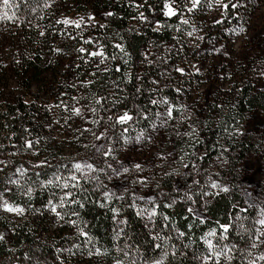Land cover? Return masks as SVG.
<instances>
[{
    "label": "snow or ice",
    "instance_id": "obj_1",
    "mask_svg": "<svg viewBox=\"0 0 264 264\" xmlns=\"http://www.w3.org/2000/svg\"><path fill=\"white\" fill-rule=\"evenodd\" d=\"M251 2L252 0H227V3H224L223 0H215L221 12L220 18L212 23L226 27V22L231 23L235 18L238 26L231 29L232 33L237 36L247 34L249 21L245 20L242 12H246ZM145 4H148V0H143V3L138 5L134 4L133 0L135 7H143ZM21 6L17 0H0V19L15 20L17 13L12 10H18ZM43 7H50L47 0ZM211 7L212 0H160L157 5L148 4L147 11L151 13V19L144 16L143 12L139 13V19L142 23H148L152 31L156 32L162 27H172L173 25L168 24L172 17H178L183 25H190L193 15ZM32 11L35 12V9ZM106 15L114 16V13L107 12ZM94 20L95 17L91 15L87 17L89 23ZM55 23L64 25L66 29H80L76 33L80 37L78 43L92 45L91 50L87 51L83 46L74 49L78 53L77 59L84 63L91 61L95 64L96 70L90 73L92 76H97L99 72L109 71L107 62L110 59L115 60L116 56L106 51L105 45L94 43L90 36L83 38L82 25L88 27L85 25L84 18L70 20L65 17L57 19ZM98 27H104V25ZM195 30L194 28L193 31ZM177 31L180 29L178 28ZM40 35H44V32H40ZM188 35L191 36L192 32ZM198 39L203 41L204 38L201 36ZM112 47L123 53L124 57H128L124 60V65H127L131 60V55L125 49L124 44L115 43ZM53 51L59 53L60 49L56 48ZM213 51L220 52V49L214 47ZM85 53L86 55H83ZM146 62L151 63L148 61V56L144 55L140 63L143 65ZM175 70L182 74L184 71L182 68ZM113 71L120 72V67H116ZM196 71L199 72V69L197 68ZM141 81V75L134 73L125 83V87L129 83L132 84L134 93L131 99L133 101L139 100L140 96L147 92L146 103H134L132 108H129L128 95L124 92V88H120L122 99L115 98V92L111 90L107 94L100 93L93 97L99 110L111 113L101 119L87 118L88 113H91L93 117L96 116L98 112L96 106L77 107L75 104L71 106L72 114L79 116L85 124H101V120L104 121L101 124L104 130L98 134L92 133L95 142L85 145V148L89 149L86 157H72L67 161H57L54 166L50 161L44 160L31 165V174L27 166H21L12 169L11 175L5 172V168L8 167L7 163L0 159V165H3L0 167V173L4 174L3 179H0V210L22 216L26 212V207L16 202L17 195L27 197L30 202L34 194L46 193L43 211L54 216V222H62L64 226L73 230L72 235L65 238L73 241L72 246L67 249L61 246L56 249L57 252L71 253L73 247L79 250L80 245L74 241L82 239L89 257L98 258L108 254L109 249L105 248L101 241L97 240L88 230L89 225L83 213L89 204L105 209L110 214L109 218L113 225L111 236L113 247L117 253L123 255L127 264H165V258L170 255L169 247L172 257L177 254L178 249L174 243L176 240L180 241L182 248L188 249L192 240L193 224L188 223L187 232L171 228L170 215H163L160 209L173 208L179 199L182 204L180 214L183 219L204 225L212 221L209 215V202L205 198L229 193L230 189L212 179L211 176L205 178L203 184L194 178L191 184L187 183L185 177H191L192 171L196 170V164H192L189 168V165L184 163L183 167L188 169L186 172L164 171L165 176L169 178L176 176L177 180L175 187L168 193L162 194L160 200L152 198L155 193L146 197L129 192L127 187L129 182L132 184L147 183V179H132L133 173L143 172L146 163H151L153 167L164 170L165 165L182 162V156L177 160V140L183 142L184 137L191 140L196 133L192 124L184 125L183 123L189 118L186 116V109L176 108L174 102H170L166 96H161L159 99L153 98L151 93L155 89L143 88ZM92 83V80L81 81L80 86L86 87ZM113 83L115 84L116 81ZM150 83L156 85L157 81L152 80ZM179 91L177 89V92ZM71 100L79 103L75 96L71 97ZM118 103L121 106H118ZM65 110H69L67 104H65ZM174 111L180 112L178 118L174 116ZM137 125H142V127L137 128ZM181 127L183 131L180 130ZM169 130H171V136L168 135ZM84 131H91V129L85 128ZM167 145H171V151L166 150ZM22 147L33 149L35 145L25 140ZM145 148H147V154L144 151ZM128 153H139L144 159L139 162L134 161L129 158ZM193 155L196 154L193 153ZM45 169H52L51 174L44 172ZM101 175L106 176L112 182L111 187L101 180ZM88 185L92 187L89 188ZM193 185L196 187L193 188ZM119 186L124 187L123 193L118 194L117 191H113ZM93 195H97V198L93 199ZM246 197L243 205L239 202L232 203L231 208L234 212L229 213L224 222L219 219L215 220V227H210L203 233L199 239L204 250L193 251L192 260L198 264H221V259L225 261V264H232L233 260L240 261V264H257L258 261H264V200H258L251 192H246ZM125 208L132 210L135 216L143 221L146 232L143 234L142 241L140 238L129 235L127 230L129 220L125 215ZM249 210L255 211L252 213ZM162 232H164L163 235ZM233 232L237 237L235 242L232 239ZM185 238L190 241L189 244L183 242ZM10 239V232L7 236L5 232H0V243H9ZM121 240H123L122 247L119 245ZM129 240H133L134 243L130 244ZM179 254L186 255L183 251ZM28 258L25 257V259ZM114 259L115 264H125V260L115 257Z\"/></svg>",
    "mask_w": 264,
    "mask_h": 264
},
{
    "label": "rangeland",
    "instance_id": "obj_2",
    "mask_svg": "<svg viewBox=\"0 0 264 264\" xmlns=\"http://www.w3.org/2000/svg\"><path fill=\"white\" fill-rule=\"evenodd\" d=\"M73 0H47L50 5L44 8L45 0H17L22 7L18 10L13 9L17 13L15 20L0 19V64L8 67L9 74L12 75L13 67L17 64L25 65L32 61L35 55L42 59V82L36 85L30 92L25 87L18 85L11 80L7 88L4 90L9 101L16 96H23L29 109L34 111L39 117L38 122L43 124V137L45 143L39 144L35 140L30 139L35 147L33 149L15 148L8 156L1 157L8 167L5 172L12 174L15 167L27 166L29 174L31 173V165L48 160L54 166L57 161H67L72 157H86L89 149L85 145H91L95 142L93 132L99 133L104 129L101 124H85L79 116H75L70 111L73 104L77 107L82 105L96 106L92 98L83 93L71 95L70 89L72 85H76L77 73L76 66L81 60L77 59L78 53L74 50V43H70L69 47L65 44L68 37L77 36L76 33L80 29L65 28L64 25H56L55 21L61 18L70 20H80L84 18L85 25L83 28V38H93L94 43L101 44L96 40L95 31L99 25H107V12H97L89 8L87 11L79 10V7L72 2ZM227 3V0H223ZM142 2L134 0V4L138 5ZM40 5L35 8V5ZM133 5V0H132ZM138 16L130 23L133 31H142L150 25L142 23L139 19V13L144 12L145 8L133 6ZM35 9V12L32 11ZM41 8V9H40ZM42 10V11H41ZM221 9H219L212 0V7L206 8L203 12H197L192 16L190 25H183L182 37H175V42L168 45L156 46L150 44L143 50V56H148L151 63L140 64L139 74L142 80L147 81L148 89H155L151 93L153 98L159 99L166 96L170 102H174L176 108L186 109V119L184 125L192 124L199 132L204 121L207 118L208 111L211 106L220 102L219 107H223L231 99H234L237 91L245 86H253L258 91H264V0H252L246 12H242L246 21H249L247 34L234 35L231 29L220 28V35L214 44H210L212 38L217 32V26L212 22L220 18ZM91 15L95 20L91 23L87 21V17ZM191 15V14H187ZM147 17V16H146ZM237 27V26H236ZM196 29L193 31V29ZM162 29V28H161ZM159 29L158 31H160ZM38 31L40 38H34L33 34ZM44 32V35H40ZM192 32L189 36L188 33ZM74 35V36H72ZM203 37V41L198 37ZM64 47L65 50H62ZM86 51L91 50L92 45L83 46ZM88 47V48H87ZM219 48L220 52L213 51V48ZM60 49L57 53L53 49ZM83 55H86L83 54ZM91 63V61H89ZM109 68V61L107 62ZM93 69L95 64L91 63ZM195 66V67H193ZM89 67V66H87ZM176 68H182L183 74L177 72ZM199 69V72L196 69ZM156 80L157 84L152 85L150 82ZM62 89L64 92L59 93ZM115 88V96H119ZM177 89L180 91L177 92ZM77 97L79 103L71 100V97ZM62 101L64 103H62ZM65 104L69 106V110H65ZM95 117L91 113L87 114L88 119H101L107 114L103 110H99ZM83 110V109H82ZM155 111V109H153ZM0 113H6L5 108H0ZM33 113V112H32ZM180 112L174 111V116L179 117ZM174 123V121H173ZM142 125H137V128ZM2 135L3 139L11 137L8 122L3 123ZM85 128L91 131H84ZM183 131V127L180 129ZM242 140L253 138L259 141V152L252 154L237 168V180L239 188L245 199L246 192H251L258 200H264V113L253 112L245 117V120L237 129ZM171 130L168 135L171 136ZM135 135V133H132ZM195 135V134H194ZM167 151H171V145L165 146ZM147 154V148L144 149ZM2 153H0L1 155ZM129 158L134 161L144 159L139 153H128ZM177 160H179L177 156ZM225 160L216 159L209 170L212 179L216 180L224 186H229L230 181L225 180ZM180 163L173 162L171 165H165V169L153 167L151 163H146L141 173H133L132 179H147L145 184L128 183L129 192L135 195H143L146 197L155 193L157 200L161 199L162 194L166 193L163 181L168 177L164 171L183 173ZM3 167V165H0ZM52 169H45L44 172L51 174ZM4 174L0 173V179ZM176 177V176H175ZM43 178V173H42ZM165 178V179H164ZM101 180L108 183L111 187V181L101 175ZM159 186V187H157ZM212 191L210 189H205ZM118 194L124 192V187L114 188ZM127 197V194H125ZM19 196V195H17ZM16 196V202L20 203L23 197ZM211 197H206L210 200ZM24 200V199H23ZM0 212L10 221L15 223H24L32 212L26 208L25 214L17 216L15 214ZM55 217L51 219V229L59 226L62 222H54ZM168 258H165L167 264ZM198 264V262H197ZM221 264L225 261L221 259ZM232 264L233 261H232ZM257 264H264V261H258Z\"/></svg>",
    "mask_w": 264,
    "mask_h": 264
},
{
    "label": "trees",
    "instance_id": "obj_3",
    "mask_svg": "<svg viewBox=\"0 0 264 264\" xmlns=\"http://www.w3.org/2000/svg\"><path fill=\"white\" fill-rule=\"evenodd\" d=\"M143 3V0H140ZM81 13L91 8L97 12H113L114 16L107 17V25L103 28H98L95 31L96 40L105 45V50L116 56L115 60H109V71L99 72L97 76H92L90 73L95 71L93 66L89 63L80 61L76 68L77 82L75 87L70 89L71 95L83 93L92 98L100 93L107 94L109 90L117 92L119 96L115 98L122 99L120 88H124V92L128 95V107L132 108L134 103L143 104L147 102L148 93L145 92L141 95L139 100L133 101L131 99L134 88L129 83L125 87V83L129 80L130 76L134 73H139L140 61L143 59V50L150 44L156 46L172 44L175 37H182L183 27L178 17H172L168 24L172 27H162L160 31H152L151 26L142 31H133L130 23L138 16L136 9L132 5V0H73ZM160 0H148V4L157 5ZM148 4L144 5L146 16L151 19L152 15L147 11ZM35 5V4H33ZM23 8V6H21ZM40 5H35L39 8ZM21 9V8H20ZM34 9V8H32ZM41 9V8H40ZM42 11V10H41ZM237 22L235 18L231 23L226 22V27L221 25L217 26V32L210 39V44H214L215 40L220 35V28L232 29L236 27ZM180 31H177V29ZM34 38H40L38 31L34 33ZM74 36V35H72ZM68 42L65 44L69 47L74 43L76 48L84 46L78 43L80 37H68ZM115 43H122L125 49L129 51L131 60L127 65H124V57L118 49H114L112 45ZM88 48V47H87ZM62 50H65L64 47ZM88 50H90L88 48ZM2 52L0 51V57ZM42 59L35 55V58L26 63L25 65L17 64L13 67L12 75L8 72V67L0 64V108H5L6 113H0V138L4 134L3 123L8 122L10 129V140L4 141L0 146V156H8L15 148L24 149L25 140L37 139L39 144L45 143L43 137L44 127L39 123V117L35 115L34 111L29 109L24 97L16 96L12 101H9L7 93L4 91L9 85L11 80H14L18 85L25 87L30 92L36 85L42 82ZM89 66V67H87ZM120 67V72H114L116 67ZM92 80L93 83L86 87H81V81ZM113 81H116L114 84ZM146 80L141 81L143 88L148 89ZM59 93H63L62 89ZM95 102V101H94ZM220 102L211 106L208 111L206 120L204 121L199 132H196L190 140L188 137L183 138V142L177 140V156L183 157L180 162V168L184 172L188 171L183 167L184 163L191 168L192 164H196V170H193L191 177H185L187 183L191 184L192 179H196L204 183L205 178L211 176L209 173L212 164L216 159L222 158L225 160L224 178L229 180L230 192L221 194L220 196L211 197L208 201L209 215L212 221L204 225L198 222L185 221L181 213V201L178 199L177 205L171 209L161 208L160 211L163 215H170L172 224L171 228L178 229L179 231L187 232L188 223L193 224V231L191 233V243L185 238L184 243L189 244L188 249L181 247L179 240L174 241L178 249L175 257L171 256V248L169 247L170 255L167 257V264H197L196 261L191 259L193 251H203L204 246L200 241V237L210 227H215L214 221L219 219L224 222L229 213H233L231 208L232 203L239 202L243 205L245 197L242 190L239 188L237 180V168L241 165L248 156L259 152V141H254L253 138L242 140L237 133V129L244 122L245 117L253 112L264 113V91H258L253 86H245L237 91L234 99H231L223 107H219ZM118 106H121L118 103ZM33 112V113H32ZM110 115L111 113H106ZM146 123V122H145ZM44 146V145H43ZM183 149V151H181ZM186 153V154H185ZM193 153L196 155L194 156ZM202 157V158H201ZM31 174V173H30ZM165 179V178H164ZM177 177L167 178L163 181L164 190L166 193L173 189L176 184ZM91 188V185H88ZM196 186L193 185V188ZM46 193L34 194L32 200L29 202L27 197L21 200V206L29 208L32 216L29 217L24 223H15L7 219L0 212V232H5L7 236L11 233L9 243H0V264H115V258L125 260L122 254L117 253L113 247L112 236V221L109 218V213L105 209H99L89 204L86 211L83 213L84 219L89 225L91 234L97 240H100L105 248L109 249L106 256L98 258L89 257L87 249L84 247L82 239L75 240L76 244L80 245V249L72 248V252L67 251L57 252L56 249L63 246L67 249L72 246L73 241L66 240V237L72 235L73 230L64 226L63 224L55 226L51 229L52 215L43 211V202L46 200ZM93 199L97 195H93ZM195 198V197H194ZM24 199V200H23ZM254 213L255 210H249ZM125 215L129 220L128 232L132 237L143 239V234L146 229L143 226V221L139 220L132 210L125 208ZM7 230V231H6ZM165 231H168L165 229ZM162 235L164 232L161 233ZM233 242L237 239L235 232L232 234ZM130 244L134 243L133 240L128 241ZM171 243V242H170ZM123 246V240L119 242ZM199 245V248H198ZM91 247V245H88ZM180 251L186 253L185 256L179 254ZM29 257L25 259V257ZM234 264H240V261L233 260ZM127 264V260H125Z\"/></svg>",
    "mask_w": 264,
    "mask_h": 264
},
{
    "label": "built area",
    "instance_id": "obj_4",
    "mask_svg": "<svg viewBox=\"0 0 264 264\" xmlns=\"http://www.w3.org/2000/svg\"><path fill=\"white\" fill-rule=\"evenodd\" d=\"M10 137H7L6 140L3 139V137L0 138V146L3 145L4 141H8L9 142Z\"/></svg>",
    "mask_w": 264,
    "mask_h": 264
}]
</instances>
